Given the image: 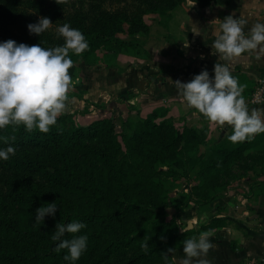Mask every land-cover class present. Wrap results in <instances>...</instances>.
<instances>
[{"label":"trees","instance_id":"trees-1","mask_svg":"<svg viewBox=\"0 0 264 264\" xmlns=\"http://www.w3.org/2000/svg\"><path fill=\"white\" fill-rule=\"evenodd\" d=\"M184 1L125 0V6L109 9L98 3L87 12L64 15L60 1L0 0V41L60 45L63 38L55 32L30 34L27 25L36 22L32 9L63 18V23L82 30L89 41L85 52L71 54L74 63L69 71L76 80L78 59L90 65L107 45L119 50L137 45L139 37L150 32L145 14L158 11L160 4L174 9ZM191 1L206 9L230 5V0ZM123 33L131 38L124 39ZM237 77L240 83H254L245 73ZM0 137L5 138L0 139V147L11 143L16 149L8 160H0L4 174L0 179V264H67L66 250L57 253L51 235L58 222L74 219L87 225L81 231L88 235V248L76 264H163L162 253L174 248L180 233L175 222L160 214L165 204L162 178L167 171L155 164L173 156L174 164L197 167L198 174L214 182L255 143L262 147L264 158V133L236 147L219 145L205 156L200 151L205 129H176L152 119L141 121L134 134H118L111 120L81 126L61 114L47 133L27 132L23 125L6 126L0 129ZM36 172L43 175L48 190L31 179ZM49 202L58 204L55 217L46 216L45 222L35 224L36 209ZM145 236L150 238L147 250L141 247Z\"/></svg>","mask_w":264,"mask_h":264},{"label":"rangeland","instance_id":"rangeland-1","mask_svg":"<svg viewBox=\"0 0 264 264\" xmlns=\"http://www.w3.org/2000/svg\"><path fill=\"white\" fill-rule=\"evenodd\" d=\"M52 1H60L63 4L64 15L87 12L92 5L98 3L108 9L123 7L126 4L125 0ZM130 1L132 3L134 0ZM153 1L158 3V0ZM241 1L230 0V5L236 7ZM183 4L189 7L197 6L195 2L185 0L177 7ZM261 4L264 5V0H261ZM177 7L168 9L165 4H160L158 11L145 14L150 32L148 35H141L137 45L127 46L122 50L107 45L98 52L95 63L90 65L78 59L77 78L71 82L68 110L63 114L71 116L75 124L81 126L99 119L111 120L118 134H134L138 124L148 119L176 129H205L207 137L200 146V151L205 156L211 154L219 145L236 147L237 143L227 140V135L232 131L230 125L210 122L198 110L181 106L174 86L165 90L157 86V83H163L158 70L173 67V62H169L174 53L172 28L170 30L165 27L172 22ZM31 11L34 12L36 21L41 15L50 17L54 24L49 30L53 32L56 25L64 21L63 18H53L34 9ZM121 36L126 40L131 38L126 33ZM169 63L170 66L167 67ZM149 64L151 68L147 67ZM131 70L139 71L140 77L144 76L148 81L147 76L150 77L151 81L145 89L129 90L131 80L128 72ZM146 70L150 71V75H147L149 72ZM239 72L235 70L233 74L237 76ZM252 81L254 83L247 85L243 95L250 109L261 108L264 100L255 102L253 99L254 93L262 86V80ZM173 160V156H166L163 162L155 164L157 169L167 171L162 178L165 204L160 214L167 221L176 223L181 220L183 224L187 219H192L195 223L192 231L185 233L176 223L180 236L174 246L176 252L170 253L173 264H179L183 255V240L198 236L201 231L211 230L213 240L220 238V232L225 228L230 231V235L238 230L242 231L245 237L250 236L246 225L255 223L257 218L253 215H260L264 209V158L260 144L255 143L242 151L230 169L221 171L214 182L198 174L197 167H180L174 164ZM3 175L0 170V179ZM30 177L48 190L45 178L40 172L32 173ZM246 205L252 208L246 210ZM257 226H261L260 222ZM1 244L0 239V248ZM232 244L235 248L234 241L231 246ZM210 258L213 264H223L222 256L218 253L210 252Z\"/></svg>","mask_w":264,"mask_h":264},{"label":"clouds","instance_id":"clouds-1","mask_svg":"<svg viewBox=\"0 0 264 264\" xmlns=\"http://www.w3.org/2000/svg\"><path fill=\"white\" fill-rule=\"evenodd\" d=\"M247 23L243 17L229 14L221 20L219 31L213 32V53L219 54L213 68L214 76L204 68L187 82L175 81L177 94L190 107L210 122L231 126L227 140L232 143L251 141L256 134L264 133V109L249 108L243 95L247 85L240 83L231 70L233 60L241 54L264 56V17L256 19L245 32ZM53 24L50 17L41 15L38 21L28 23L27 28L30 34L41 35ZM55 34L63 38L62 44L46 47L43 42L29 45L11 38L0 41V129L23 125L27 132L47 133L68 110V92L73 79L69 69L74 63L71 54L85 52L89 41L82 30L68 22L57 24ZM15 151L11 143L0 147V160H8ZM57 208L56 202L43 204L36 209L34 223L45 222L46 216L55 217ZM176 223L184 233L195 227L191 219L183 224L181 220ZM86 227L83 221L75 219L56 224L51 239L57 242V253L66 250L63 260L67 264H76L87 250L88 235L81 231ZM211 237L212 231L205 230L198 236L184 239V255L179 264H213L210 251L216 245ZM160 238L166 239L163 235ZM149 239L145 236L142 240L141 247L145 250ZM175 252V248L169 247L162 253L163 264H172L168 253Z\"/></svg>","mask_w":264,"mask_h":264},{"label":"crops","instance_id":"crops-1","mask_svg":"<svg viewBox=\"0 0 264 264\" xmlns=\"http://www.w3.org/2000/svg\"><path fill=\"white\" fill-rule=\"evenodd\" d=\"M217 13L221 15L218 16ZM229 14H234L235 18L241 16L246 19L248 23L244 26V30L247 32L248 27L256 19L264 17V5L261 4V0H242L236 7L217 5L206 9L183 4L176 8L172 22L165 27L170 30L172 28L174 53L169 62H173V67L158 70V75L163 78V83H157L159 89L165 90L172 86L176 88L177 79L187 82L204 68L209 70L210 76H214L213 68L219 60V54L213 53L211 44L214 39L213 32L219 31L221 20ZM147 67L152 66L149 64ZM231 70L232 72L239 70L248 75L251 80H264V56L257 58L255 54H241L233 60ZM146 72L150 75V71L146 70ZM128 75L131 80L129 90L145 89L151 81L149 76H147L149 81L144 76L140 77V72L137 70H131ZM177 96L181 100V106L192 109L186 101L182 100L181 96L178 94ZM261 106L264 109V103ZM246 210H248V205H246ZM253 216L257 218L256 222L245 224L249 228L250 236L245 237L242 231L238 230L230 235V231L225 228L220 232L221 237L213 240L216 247L210 252L220 254L223 264H241L250 258H264V209L260 215L256 213ZM259 222L261 226H257ZM233 241L235 248L231 246Z\"/></svg>","mask_w":264,"mask_h":264},{"label":"built area","instance_id":"built-area-1","mask_svg":"<svg viewBox=\"0 0 264 264\" xmlns=\"http://www.w3.org/2000/svg\"><path fill=\"white\" fill-rule=\"evenodd\" d=\"M264 100V80H262V86L254 93L255 102H261ZM241 264H264V258H250L243 261Z\"/></svg>","mask_w":264,"mask_h":264},{"label":"water","instance_id":"water-1","mask_svg":"<svg viewBox=\"0 0 264 264\" xmlns=\"http://www.w3.org/2000/svg\"><path fill=\"white\" fill-rule=\"evenodd\" d=\"M250 208V206H248V209ZM240 211H242V210H240Z\"/></svg>","mask_w":264,"mask_h":264}]
</instances>
